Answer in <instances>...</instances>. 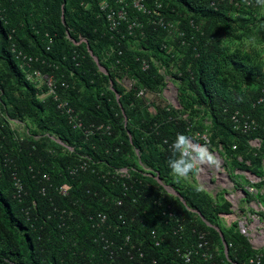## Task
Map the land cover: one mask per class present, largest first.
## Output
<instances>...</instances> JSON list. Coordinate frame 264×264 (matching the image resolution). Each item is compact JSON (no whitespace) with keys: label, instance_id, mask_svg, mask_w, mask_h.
<instances>
[{"label":"trees","instance_id":"1","mask_svg":"<svg viewBox=\"0 0 264 264\" xmlns=\"http://www.w3.org/2000/svg\"><path fill=\"white\" fill-rule=\"evenodd\" d=\"M134 1L0 0V264H186V250L190 264H209L200 232L216 264L255 257L221 217L230 213L224 196L214 199L197 174L176 177L168 161L177 134L206 133L211 151L221 145L234 167L263 174L264 150L254 157L247 141L264 132H235L230 114L264 120V106L253 107L264 89V13L248 4L256 0H145V13ZM105 3L127 8L118 30ZM24 57L31 73L53 78L85 131L53 96L41 98L49 88L27 79ZM170 82L180 108L164 96Z\"/></svg>","mask_w":264,"mask_h":264},{"label":"built area","instance_id":"2","mask_svg":"<svg viewBox=\"0 0 264 264\" xmlns=\"http://www.w3.org/2000/svg\"><path fill=\"white\" fill-rule=\"evenodd\" d=\"M143 0H138L135 3V7L142 12H146L147 9L142 3ZM230 3H235V0H226ZM249 5L259 7L260 11L264 13V7H260L256 2H248ZM106 9V5L103 7ZM127 19V12L125 8L119 11L111 10L108 14V20L111 22L113 28H117L121 20ZM161 24V23H158ZM164 25V24H162ZM134 26H137L136 24ZM149 64L147 61L143 62V68L147 69ZM127 86L133 87V84L127 80ZM264 95V89L262 91ZM139 96H147V92L141 90L138 93ZM264 105V96H261L258 101L254 104L255 107ZM66 104H61L60 107H65ZM66 114L69 117L70 123L76 129H85L83 122L77 116L74 115L72 109H68ZM233 130L242 135H254L257 132H264V120L253 117L247 112L236 110L231 113L230 116ZM98 127L97 129H101ZM86 134H89L86 132ZM195 138L202 141L203 143H210V139L206 133H197ZM250 151L254 154V157H259L260 152L264 150V135L263 137L255 136L249 138L247 141ZM219 150H222L220 145ZM214 149L212 152L215 153L220 161V167L218 169H205L199 172L196 176L198 184L204 189L213 191L215 196L222 192L224 198L230 203V213L222 214L221 217L224 219L228 226L236 224L238 232L244 236L252 249L256 251L255 257L250 260V264H264L263 254L260 252L264 249V156L260 166L262 167L263 174L257 175L250 169H245L244 166L232 165L233 155L225 157L221 156V152ZM238 144L232 146V151H238ZM264 153V151H263ZM240 163L250 165V161H243L241 156L237 159ZM86 165H82L85 168ZM117 175L125 177L127 170L121 169L116 171ZM17 180V187L20 190L22 188L21 182ZM61 194H68V187L60 189ZM98 219L105 223L107 220L106 216L99 215ZM230 245L228 244V248ZM198 251L201 252L204 261L209 264H216L215 254L212 251L211 243L205 232L198 234ZM225 255L228 256V252L225 249ZM193 251L186 250L182 254V259L186 264L192 262ZM187 257V260L185 259ZM235 264V263H232Z\"/></svg>","mask_w":264,"mask_h":264},{"label":"clouds","instance_id":"3","mask_svg":"<svg viewBox=\"0 0 264 264\" xmlns=\"http://www.w3.org/2000/svg\"><path fill=\"white\" fill-rule=\"evenodd\" d=\"M138 0L134 1V7H135V3ZM145 0L142 1V3ZM229 2V1H228ZM120 3H123V0H120ZM236 3V2H235ZM234 4V3H233ZM256 4L259 5L260 7H264V0H256ZM106 5V9L104 10L103 7ZM102 7V10H104L106 12L107 15V20H108V14L110 13L111 10L114 9H109L108 4L105 3ZM125 8L126 12H127V19H128V11L126 6H121V9ZM136 8V7H135ZM114 11H119V10H114ZM145 13V12H144ZM126 20H121L120 24L117 28H113L111 22L108 20L109 25H110V29L112 31L118 30L119 27L121 26L122 22L127 21ZM163 19H161V21H159L158 23H162ZM136 23H131L130 24V29H132L134 27ZM165 25V23H162ZM137 25V24H136ZM162 25V26H164ZM138 26V25H137ZM166 27V26H165ZM176 29V28H175ZM181 35V34H180ZM70 37V36H69ZM75 44L80 45L81 43H85L88 46V43L85 39H81V41H79L78 43L74 41ZM89 48V47H88ZM90 53L91 50L89 49ZM93 53V52H92ZM93 56V54H91ZM97 57L94 56V59L96 60ZM98 59V58H97ZM24 64L23 67L25 68V71L28 73L27 74V79L29 81L32 82H38L40 84L45 83L47 84L49 90L48 92H43V94L41 95V98L44 99L47 96H53L55 101L58 102V108L60 110L63 111V113L68 117V115L66 114V111L68 109H72L69 107L68 102L66 101H61L59 95L56 92V85L54 83V80L52 77H49L47 75H43L40 71H34V72H30L31 70V66H30V62H32V58L26 60V57H24ZM97 62V61H96ZM100 63V62H99ZM100 68H103L101 65L99 66ZM105 69V68H104ZM106 70V69H105ZM107 71V70H106ZM108 73V72H107ZM106 73V74H107ZM173 84V83H172ZM169 87H172L171 89H175V91L177 92V88L175 87V85L173 84V86H171V82L167 84V89H169ZM165 88V89H166ZM177 89V90H176ZM165 91V90H164ZM175 92V98L177 97L178 100V92ZM261 96H264L263 94ZM260 96V97H261ZM144 97V96H142ZM259 97V98H260ZM258 98V99H259ZM258 99H256V101L253 102V107L254 104L258 101ZM179 101V100H178ZM61 104H66L65 107H60ZM172 105H174L177 108H180V105L178 106L176 103V99H174V104L171 103ZM180 104V103H179ZM260 106H264V105H260ZM73 110V109H72ZM74 112V110H73ZM75 115V114H74ZM76 116V115H75ZM231 116V114H230ZM78 117V116H77ZM79 118V117H78ZM80 119V118H79ZM69 120V117H68ZM82 121V120H81ZM70 122V121H69ZM83 122V121H82ZM71 124V123H70ZM84 124V123H83ZM10 125L13 128H19L20 130H23V125L20 124V122L18 120H14L11 119L10 120ZM72 125V124H71ZM19 126V127H16ZM73 126V125H72ZM23 128V129H22ZM85 128V127H84ZM85 131V130H84ZM208 135V134H207ZM196 136V135H195ZM209 137V136H208ZM58 141V140H57ZM59 143H61L60 141H58ZM169 151L171 153V158L168 161L169 164V168L171 169L172 173L178 177V178H186L188 177L190 174H198L199 172L205 170V169H218L220 167L221 161L219 159V157L213 153L210 150V147L208 145V143H203L200 140H197L195 137L192 138L191 136L185 135V134H177L175 140L172 142V144L170 145ZM220 151V150H219ZM221 152V156L225 157V153H223V150L220 151ZM233 165V164H232ZM197 176V175H196ZM158 178V177H157ZM158 181L160 182V180L158 179ZM196 182H197V178H196ZM198 183V182H197ZM199 185V184H198ZM200 186V185H199ZM201 187V186H200ZM203 188V187H202ZM167 191L170 193L169 189H172L171 187H167L166 188ZM204 189V188H203ZM173 190V189H172ZM207 191V189H204ZM208 192V191H207ZM212 193V192H211ZM172 194V193H171ZM175 195V194H174ZM213 198L214 199H218L219 196H215L213 193ZM203 218V217H202ZM220 233V232H219ZM228 244V243H227ZM224 245V244H223ZM225 249V246H224ZM229 252V249H228ZM185 259L187 260V257H185Z\"/></svg>","mask_w":264,"mask_h":264},{"label":"water","instance_id":"4","mask_svg":"<svg viewBox=\"0 0 264 264\" xmlns=\"http://www.w3.org/2000/svg\"><path fill=\"white\" fill-rule=\"evenodd\" d=\"M91 54H93L92 53V51H91ZM96 61H97V63H99V60L96 58ZM101 70L103 71V72H105V73H107V71L104 69V68H101ZM171 86H173V84L171 83ZM177 90V89H176ZM177 92H178V90H177ZM176 92V93H177ZM178 94V93H177ZM176 99V103H177V105L179 106L180 104H179V101L177 100V97L175 98ZM169 191H170V193H172V194H175V195H177L178 197H181L179 194H177L174 190H172V189H169ZM182 200H183V198H181ZM203 220L205 221V219L203 218ZM217 230L220 232V235H221V238H222V241H223V244H224V246H225V249H226V252H228V244H227V242H226V239H225V236H224V234L220 231V229L219 228H217Z\"/></svg>","mask_w":264,"mask_h":264},{"label":"rangeland","instance_id":"5","mask_svg":"<svg viewBox=\"0 0 264 264\" xmlns=\"http://www.w3.org/2000/svg\"><path fill=\"white\" fill-rule=\"evenodd\" d=\"M172 87H169V89H165L164 91V94L166 95L168 101L170 103H173L174 104V99H175V89H171ZM16 127H19V126H16ZM23 129V128H22Z\"/></svg>","mask_w":264,"mask_h":264},{"label":"crops","instance_id":"6","mask_svg":"<svg viewBox=\"0 0 264 264\" xmlns=\"http://www.w3.org/2000/svg\"><path fill=\"white\" fill-rule=\"evenodd\" d=\"M164 96H165V98L167 99V97H166L165 94H164ZM167 100H168V99H167ZM207 191H208V193H210V195H212L211 192H213V191H210V190H208V189H207ZM213 193H214V192H213ZM219 195H223L222 192L218 193V196H219ZM223 196H224V195H223ZM212 197H213V195H212ZM227 226H228V225H227Z\"/></svg>","mask_w":264,"mask_h":264}]
</instances>
